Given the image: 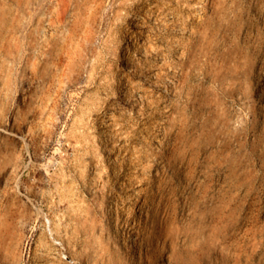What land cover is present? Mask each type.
I'll use <instances>...</instances> for the list:
<instances>
[{"label": "rangeland", "instance_id": "rangeland-1", "mask_svg": "<svg viewBox=\"0 0 264 264\" xmlns=\"http://www.w3.org/2000/svg\"><path fill=\"white\" fill-rule=\"evenodd\" d=\"M0 264H264V0H0Z\"/></svg>", "mask_w": 264, "mask_h": 264}, {"label": "built area", "instance_id": "built-area-1", "mask_svg": "<svg viewBox=\"0 0 264 264\" xmlns=\"http://www.w3.org/2000/svg\"><path fill=\"white\" fill-rule=\"evenodd\" d=\"M48 232L50 233L51 237H53L51 231L48 230ZM54 242H55L58 246H62L61 241H59V240H54Z\"/></svg>", "mask_w": 264, "mask_h": 264}]
</instances>
